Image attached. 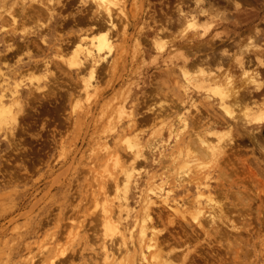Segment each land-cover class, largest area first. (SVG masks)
Segmentation results:
<instances>
[{
    "label": "rangeland",
    "instance_id": "1",
    "mask_svg": "<svg viewBox=\"0 0 264 264\" xmlns=\"http://www.w3.org/2000/svg\"><path fill=\"white\" fill-rule=\"evenodd\" d=\"M173 1L118 0L108 30L92 0H0V264H264V126L192 64L264 33V0ZM178 8L207 10L191 48Z\"/></svg>",
    "mask_w": 264,
    "mask_h": 264
},
{
    "label": "bare ground",
    "instance_id": "2",
    "mask_svg": "<svg viewBox=\"0 0 264 264\" xmlns=\"http://www.w3.org/2000/svg\"><path fill=\"white\" fill-rule=\"evenodd\" d=\"M92 1L94 3H98L99 4V7L100 8L102 7V9L105 10L104 11V14L103 15H99V16H103L102 18L105 17L104 19L107 21V24L109 26L108 30L114 29L116 27V24H115V21H114L115 20V16H114V11L113 10L117 7L116 5L118 3V0H92ZM232 1H233V4H234V6H235V8L237 10L239 9L241 11V9H242V10H244V12L246 11V9H243L242 8V7H244V5H243L244 2H241L240 0H232ZM244 4H247V3H244ZM114 6H116V7L114 8ZM118 6H119V4H118ZM117 9H119V8H117ZM205 10H204V12L202 10H198V11H201V12H198V11L196 12V11L193 10L194 12H190L189 11L190 13H187V11L184 12V10L182 8H178V11H179L178 14L179 15H177V16H178V19H179V24L180 25H185V28H184L183 31H185V29H188V30L189 29H194L192 33H191L192 30L190 31V34H185L184 33V35H183L184 37H182L183 39H181L182 42H184V43L187 44V46L189 44H191V46L189 45V48H191L192 46H194V42L196 40L198 41V40L202 39L207 34V32H208L207 31L208 28H205L204 27L205 26L204 25L205 23L204 24L202 23V25H201V24H199V21H198L199 18H200V16L202 14H205ZM120 11H122V10H120ZM252 12L253 11H251V13ZM257 12L255 14L249 15L250 16V19L251 18L253 19L256 16ZM237 13H239V12H237ZM122 14L124 16L126 15L125 12H123V11H122ZM243 14L244 13H242L240 15H243ZM249 16H247V18ZM244 17H246V16H244ZM237 20H238V18H237ZM237 20H235V22ZM240 20H241V18H240ZM240 20H238L237 23L238 22L239 23H242ZM207 25H209V24H207ZM207 25H206V27H207ZM163 29H165V28H163ZM258 30L260 31V29H258ZM186 33H187V31H186ZM253 33L254 34L249 35V39L246 41V44L245 45L244 44H241V45L239 44L240 46H239V49H238L237 52H235V53L233 52V54H231V53H229V51L227 50L226 47H223V49L221 48V51H219V52H221V54H220L221 56H219L220 57L219 59H217V57H214L215 59H213L210 56H207L208 55V53H207V55H206L207 57L205 59H201V58L196 59L195 58L196 60L193 61L192 64L195 65L194 66L195 69H197L198 71H200V73L206 75V76H203V77H205L206 83L212 84L213 86L217 87V89H219V91H218L219 99L222 101L221 102L222 103V106H225L226 107L227 115H228V112L230 114H233L234 113V110L232 109V107H235V109L237 108L240 112H242V113L239 114L240 116H241V114H243L241 117H239L242 121H244V123L241 121L243 123V125H244L243 127L249 126L250 123H254V124L256 123V124L259 125V127L256 125L257 128H260V127H263L264 126V72H262L263 70L261 71V70H257V69H254V70L253 69H250V70H253V71H249L248 69H246V66L248 64L252 63L253 60H255L256 61L255 63H257V65L259 67L260 66H263L262 69H264V49L262 48L261 44H259L257 42L258 39H259V37H262L264 33H262V32H259L258 33V31L256 29H254V28H253ZM261 33H262V36L261 35L259 36V34H261ZM218 36H220V35H217V38H218ZM93 39H95V40L91 43V45H90L91 47L88 46V45H84L83 43L82 44L81 43H78L76 45L75 49L73 50V54H72L71 60L69 62L70 67H73V68L74 67H80L81 63L83 64V61L85 60V62H86V60H87V61H89V63H91V68H94V67H96V66L99 65L101 54H103L106 51L108 52V55L112 54L113 46L110 44V38H107L105 36V33L104 32L95 35L93 37ZM177 39H175V40H177ZM175 40H173V41H175ZM240 40H241V38H240ZM239 42L237 41L236 44H238ZM207 44H210V43H207ZM159 47H160L161 50H163L161 46H159ZM192 52H194V50ZM252 55L254 56L253 60L251 58ZM227 59H229V60H227ZM89 63H88V65H89ZM225 63H227V65ZM232 66H234L235 68L240 69V71L242 72V74L240 73V75L242 77H240L241 79H239V81L236 80L237 82L233 78V76H234L233 74L235 72L232 74V70H231L233 68ZM185 68H184V70H185ZM93 70L94 69H92V71ZM95 70H96V68H95ZM186 70H187V68H186ZM255 97L262 99V102H260V105L258 106L259 109L257 110L260 113L257 114L256 116H253L252 115L253 108L251 106H249V104L247 103V100H249V99L252 100V103L253 102H256V100H255L256 98ZM251 98H253V99H251ZM259 101H261V100H259ZM249 103H251V102L249 101ZM234 117H237V116H234ZM250 126H252V125H250ZM256 126H254L253 128L255 129ZM249 127H247V128H249ZM253 128H252V130H253ZM254 132H255V130H254ZM221 138H223V137H221ZM220 141L221 140L219 139V142ZM203 142L205 143V145H204L205 148H206L205 150L207 152L209 151L208 154H210V152L214 150V146H212L209 142H206V141H203ZM257 143H259V142H257ZM136 145L138 146V144H135V146ZM260 145H259V147H262V148L264 147L263 144L261 146ZM206 156H207V154H206ZM129 180H130V178L128 179V181ZM104 208H103V210H104V214L103 215H104V217H107L108 218V214H107L108 212L105 211ZM174 209L177 210L176 207ZM201 212H202L201 208H197V213L198 214H201ZM217 222H219V221H217ZM119 235H121L120 236L121 238H119V239H121L120 242H122V244H125L126 243V240L124 239V235L122 233H120ZM105 254L107 256V259H109L111 257L112 252H111L110 248L106 249Z\"/></svg>",
    "mask_w": 264,
    "mask_h": 264
},
{
    "label": "flooded vegetation",
    "instance_id": "3",
    "mask_svg": "<svg viewBox=\"0 0 264 264\" xmlns=\"http://www.w3.org/2000/svg\"><path fill=\"white\" fill-rule=\"evenodd\" d=\"M166 6L170 9H174L175 3L173 0H168V3L166 4Z\"/></svg>",
    "mask_w": 264,
    "mask_h": 264
}]
</instances>
